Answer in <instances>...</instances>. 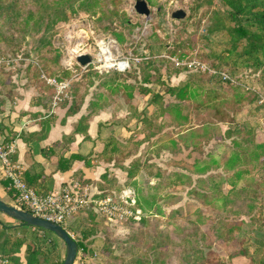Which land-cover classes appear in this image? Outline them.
<instances>
[{
    "label": "rangeland",
    "instance_id": "obj_1",
    "mask_svg": "<svg viewBox=\"0 0 264 264\" xmlns=\"http://www.w3.org/2000/svg\"><path fill=\"white\" fill-rule=\"evenodd\" d=\"M146 1L151 10L149 18L136 13V0H122L112 24L107 19L99 21V15L79 12L69 22L52 17L45 19L46 26L32 25L25 31L15 18L0 25V61L11 62L10 66L0 64V93L6 108L22 116L28 114V121L41 125L55 117L57 110H67L81 98H85L82 111H88L94 93L105 81H127L137 87L134 99L127 105L122 97L111 96L112 106L122 116L114 115L106 126L107 135L117 126L125 129L117 142L120 155L129 156L127 170L141 161L139 177L147 181H152L159 170L192 178L186 186L166 190L167 195L146 211L133 208L136 191L126 190L121 194L125 198L121 196L117 201L133 216L123 221H108L90 207L79 211L81 226L88 227L96 220L99 227L97 241H87L85 255L78 250L75 264H192L189 245L182 246L186 240L193 247H202L205 253L210 246L226 264H251L242 257L230 259L231 253L243 249L248 250L255 264H262L264 150L257 146L264 145V72L246 68L235 57L226 65L218 58L229 47V37L216 32L226 25L224 13L228 8L223 0ZM179 10L187 13L185 19L172 18ZM116 35H121L122 41ZM48 42L52 50L43 48ZM55 51L60 53L58 66L69 73L66 77L54 67L45 69L40 62L41 56L50 59ZM82 55L92 57L85 67L77 62ZM98 61H129L130 68L120 73ZM235 62L241 63L237 71ZM192 78L198 81L196 87L203 83L206 86L185 104L186 124H170V118L162 117L149 122L148 117L157 107L153 95L161 93L166 106L172 101L167 90ZM241 97L253 103L242 104ZM35 104L41 111H31V105L37 107ZM159 126H163L161 133L151 137ZM234 152L242 157V165L236 170L242 171L240 180L234 178L236 171L224 167ZM210 155L217 156L220 166L207 174H196L211 160ZM107 179L113 181V187L118 186L113 176ZM231 182H236L235 190ZM231 191L234 195L230 194L228 202L219 199ZM7 203L22 210L15 202ZM248 207L253 211L247 213ZM238 208L247 214L237 215ZM143 218L146 223H142ZM0 221L10 226L19 224L1 212ZM236 225H241V234L230 233ZM6 236L0 227V264H4L1 247ZM71 236L75 241L78 238ZM61 243L59 264L66 257V245ZM25 251L24 246L19 254L23 262Z\"/></svg>",
    "mask_w": 264,
    "mask_h": 264
},
{
    "label": "trees",
    "instance_id": "obj_2",
    "mask_svg": "<svg viewBox=\"0 0 264 264\" xmlns=\"http://www.w3.org/2000/svg\"><path fill=\"white\" fill-rule=\"evenodd\" d=\"M122 0H0V3H5L6 7L0 4V25H6L10 19L15 18L16 24L23 31L34 26H46L45 19L55 17L59 22H69L73 16L79 12L92 13L93 15H99V21L107 19L112 20V17L118 16L120 11V5ZM224 5L228 8L224 13L226 25H222L216 32H224L228 37V48L218 55V58L223 64H228L235 57V61H243L246 68L253 67L255 71L262 70L264 72V0H223ZM112 24V23H111ZM119 41H122L121 35H116ZM244 43V45H241ZM241 46V47H240ZM44 49L52 50L51 43L48 42L43 46ZM241 50L239 51V49ZM41 53V52H40ZM41 56L40 62L45 69L54 67L55 70L62 73L63 77L69 75L67 71H63L58 66L60 53L55 51L52 58ZM241 63H234V70L237 71ZM51 71V69H50ZM97 75V74H96ZM97 77V76H95ZM32 79V77H31ZM33 80V79H32ZM115 79L105 81L99 89L94 93V98L90 102L88 107L89 115L83 117L75 129L77 134H85L87 136L88 121L97 115L99 112L105 110L112 105L111 96H120L125 100L127 105H130L134 99V92L137 87L128 84L127 81L116 83ZM124 81V80H123ZM197 79L192 78L185 83L180 84L178 87H171L167 90V94L172 98V101L168 102L165 106L163 101L164 97L161 93L153 95V102L157 104L154 112L148 117L149 122H152L155 118H170V124H177L182 126L188 121V114L185 113V104L192 101L194 96L206 86V83L197 86ZM146 84H150L148 79H145ZM223 83V82H222ZM224 84V83H223ZM92 85V83L90 84ZM93 86V85H92ZM91 87V86H90ZM123 88L118 90V88ZM142 92H151L147 89H143ZM0 93V115L5 113L6 101L3 99V95ZM84 99L77 100L69 109H67L66 117L73 116L80 112ZM253 100L248 97H241L239 102L242 104H252ZM34 106H38L35 104ZM55 124V117L48 121L41 123V133L37 134L38 140L46 138L47 133L50 131L51 126ZM107 121L100 125L99 139L104 143V152L100 155L106 161L110 162L115 160L116 162L124 161L128 158L126 155H120L118 148L117 138L114 134L107 135L108 126ZM15 123H11L10 119H3L0 122V132L5 137L3 145L11 142L14 138L13 128ZM163 126L155 127L151 137L161 133ZM254 130V129H253ZM72 136L64 137L63 143H55L52 147L42 150V155L47 160L56 161V172H68L72 168L74 161H86L87 157L84 155H72L70 158L63 157L60 153L66 146L73 140ZM238 146V145H237ZM258 149L264 150V145L257 146ZM119 154V155H118ZM211 160L207 164L196 172V174H207L211 169L218 168L219 162L217 156L210 155ZM242 157L239 153L234 152L225 161L224 167L228 171H236L242 164ZM88 164V163H87ZM141 161L133 164L128 172L127 184L136 191V201L134 205L135 210L146 211L152 209L157 203L158 199L162 196H166V190L171 187L186 186L192 182L190 175L184 173H171L166 175L165 171H158L152 181H147L142 177H139ZM52 173V174H53ZM52 174L46 175L44 168L39 164H33L32 168L25 172L24 181L26 185L42 197H46L53 192L54 180ZM242 177V171H236L234 178L240 180ZM107 180V175L103 176ZM7 181V180H6ZM116 181V180H115ZM8 182V181H7ZM111 185L113 181H108ZM116 183V182H115ZM230 186L232 190L236 188V182H231ZM108 193H103L98 198L100 200L106 198H112L113 200L120 201L121 194L124 192V188L117 186H110ZM115 191L118 194H114ZM11 195L13 191H9ZM226 197L221 196V201H229L230 194ZM15 200V197H14ZM225 203V202H224ZM223 203V204H224ZM130 206V205H129ZM22 210L27 211L25 208ZM253 207L247 208V213L252 212ZM237 215L247 214L241 213L240 209L236 210ZM80 213L74 215L70 220H67L63 225V229L70 235H78L76 242L79 246V252L84 255L88 253L87 241L90 238H95L97 241V228L98 223L91 222L88 227L81 226ZM93 220L96 219L95 215H92ZM147 221L143 218L142 223ZM0 227L7 233L1 250V258L4 264H59L61 240L57 235L46 231L41 228L29 227L25 223L19 222L18 225L10 226L0 221ZM243 231L241 225H236L230 230L231 234H241ZM39 233H43L44 237H40ZM20 236H19V235ZM96 236V237H95ZM43 243V245L41 244ZM189 245L190 258L192 264H226L225 261L215 253L210 246L209 251L205 253L202 247L191 245L186 240L182 243L185 247ZM26 247L25 262L19 257L20 251L23 247ZM246 258L251 261V264H255L254 258L248 252L243 249L241 252L236 250L230 254V259ZM60 264H63L61 261ZM138 264V263H137ZM142 264V262H139ZM161 264V263H160ZM264 264V262L262 263Z\"/></svg>",
    "mask_w": 264,
    "mask_h": 264
},
{
    "label": "crops",
    "instance_id": "obj_3",
    "mask_svg": "<svg viewBox=\"0 0 264 264\" xmlns=\"http://www.w3.org/2000/svg\"><path fill=\"white\" fill-rule=\"evenodd\" d=\"M30 108H32L31 111L34 113L41 111L38 106L33 107L31 105ZM66 111L65 109L56 111L54 115L55 124L51 126L46 138L42 140H38L36 137L42 131L40 124L32 120L29 121L28 125H24L30 115L22 116L11 107L6 108L5 113L0 115V122L3 119H10L11 123H15L13 128L14 138L10 143L15 142L17 146L14 161L18 162L24 169V174L32 168L33 164L41 165L46 175L52 174L57 167L56 161L45 159L42 155V150L52 147L55 143H63L64 137L72 136L74 139L61 152L58 151L57 154L60 153L65 158L81 154L88 158L87 162L74 161L72 168L68 172L53 173L54 185L52 193H58L68 185H77L88 195L89 199L100 200L98 197L103 193H108L111 188L108 179L103 178L107 174V178L113 176L117 185L125 189L123 193L128 189H132L127 184L129 158L120 162L115 160L108 162L100 156L105 148L104 143L98 138L100 125L105 121L111 120L114 115H119L118 110L111 105L88 121L87 136L89 140L86 139L85 134L75 133L80 120L83 117H87L89 112L85 111V109L82 111L81 108L79 113L66 117ZM124 132V128L117 126L112 131V134L117 138L118 135L124 136ZM4 140L5 137L0 132V145H3ZM9 191L10 180L6 179L0 162V199L5 203L7 201L15 202L14 194L11 195Z\"/></svg>",
    "mask_w": 264,
    "mask_h": 264
},
{
    "label": "built area",
    "instance_id": "obj_4",
    "mask_svg": "<svg viewBox=\"0 0 264 264\" xmlns=\"http://www.w3.org/2000/svg\"><path fill=\"white\" fill-rule=\"evenodd\" d=\"M102 50V44L100 45ZM103 62L109 69L125 73L130 68L129 61H98ZM176 62V63H175ZM177 66L182 63L174 61ZM0 64L10 66V61H0ZM193 65L196 62L192 63ZM27 121L24 125H28ZM17 146L15 142L0 145V162L6 179L10 180V191L14 192L15 203L25 208L33 216L62 226L76 213L86 207L97 210L108 221H123L133 216L127 207L112 198L103 200L89 199L88 195L77 185H68L58 193H51L46 197L39 196L35 190L28 187L24 181V169L13 160ZM124 199L125 197L122 196ZM137 219V217H134ZM71 236V235H70ZM72 237V236H71ZM73 239V237H72Z\"/></svg>",
    "mask_w": 264,
    "mask_h": 264
},
{
    "label": "water",
    "instance_id": "obj_5",
    "mask_svg": "<svg viewBox=\"0 0 264 264\" xmlns=\"http://www.w3.org/2000/svg\"><path fill=\"white\" fill-rule=\"evenodd\" d=\"M135 11L137 14L146 16L147 18H149L151 15V10L146 0H136ZM186 16L187 13L184 10H179L173 13L172 18L176 20H183L186 18ZM77 62L81 66L85 67L92 62V57L90 55H82L78 57ZM129 202L132 203L131 201ZM0 212L18 222L25 223L29 227L41 228L57 235L58 238L66 245V257L63 264H75L79 250L78 243L72 239V237L63 229L62 226L35 217L28 211L9 206L1 199Z\"/></svg>",
    "mask_w": 264,
    "mask_h": 264
}]
</instances>
